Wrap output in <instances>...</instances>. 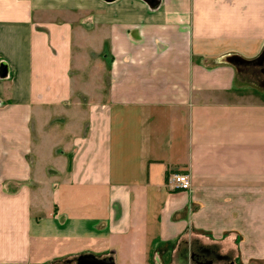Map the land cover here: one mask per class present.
<instances>
[{
  "label": "crops",
  "instance_id": "obj_1",
  "mask_svg": "<svg viewBox=\"0 0 264 264\" xmlns=\"http://www.w3.org/2000/svg\"><path fill=\"white\" fill-rule=\"evenodd\" d=\"M263 55L264 0H0V264H264Z\"/></svg>",
  "mask_w": 264,
  "mask_h": 264
},
{
  "label": "water",
  "instance_id": "obj_2",
  "mask_svg": "<svg viewBox=\"0 0 264 264\" xmlns=\"http://www.w3.org/2000/svg\"><path fill=\"white\" fill-rule=\"evenodd\" d=\"M101 1H104L106 3H113L117 0H101ZM142 1L151 8L157 7L161 2V0H142ZM228 60L231 61L232 59L229 58ZM68 264H71V263L68 262ZM74 264H115V263L112 258H102L101 259V258H97L94 255L87 254V255H81L77 257Z\"/></svg>",
  "mask_w": 264,
  "mask_h": 264
},
{
  "label": "built area",
  "instance_id": "obj_3",
  "mask_svg": "<svg viewBox=\"0 0 264 264\" xmlns=\"http://www.w3.org/2000/svg\"><path fill=\"white\" fill-rule=\"evenodd\" d=\"M167 186L173 191H189L191 178L188 174L173 172L167 179Z\"/></svg>",
  "mask_w": 264,
  "mask_h": 264
},
{
  "label": "rangeland",
  "instance_id": "obj_4",
  "mask_svg": "<svg viewBox=\"0 0 264 264\" xmlns=\"http://www.w3.org/2000/svg\"><path fill=\"white\" fill-rule=\"evenodd\" d=\"M74 71H75V76H77V75H78V70H77L76 67H75ZM86 71L90 72V70H89L88 68H86ZM75 76H74V77H75ZM171 173H173V172H171ZM171 173H170V174H171ZM170 174L167 176V179L169 178ZM72 262L74 263L75 261L73 260ZM263 263H264V262H263ZM53 264H64V261H58L57 263H53Z\"/></svg>",
  "mask_w": 264,
  "mask_h": 264
}]
</instances>
